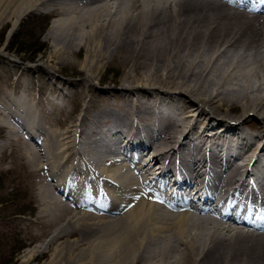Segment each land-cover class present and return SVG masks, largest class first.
Here are the masks:
<instances>
[{
	"label": "bare ground",
	"instance_id": "bare-ground-1",
	"mask_svg": "<svg viewBox=\"0 0 264 264\" xmlns=\"http://www.w3.org/2000/svg\"><path fill=\"white\" fill-rule=\"evenodd\" d=\"M34 11L54 16L40 69L118 87L66 125L61 97L0 101L40 171L48 264H264V0H0V25Z\"/></svg>",
	"mask_w": 264,
	"mask_h": 264
},
{
	"label": "rangeland",
	"instance_id": "rangeland-1",
	"mask_svg": "<svg viewBox=\"0 0 264 264\" xmlns=\"http://www.w3.org/2000/svg\"><path fill=\"white\" fill-rule=\"evenodd\" d=\"M53 18L54 16L47 14L46 11H34L24 13L20 19L14 18L3 27L0 25V101L8 94L14 97L22 94L32 103L37 104L38 111L43 108V112L49 114L47 109L50 104L47 99H60L61 97L68 103L65 111L60 112V116H57V113L50 114V117L47 116V123L67 118L61 122L66 125L69 124L71 116L79 113L78 109H75L73 113L71 111L79 102L87 104L88 109H91L92 103L103 99L101 88L104 85L112 89L118 87H115L117 79H113L116 78L113 71H109L108 81H94L91 86L85 84V88L83 84L72 82L77 79L78 75L68 71L69 68L71 69L70 66L68 70L54 71L53 75L40 69L39 65L43 63L49 65L51 62V58L48 57L50 49L47 47V41L53 42V39L47 36V33ZM75 58L80 60L82 54ZM57 88L59 92L55 91ZM116 98L113 96L109 102L114 104L115 101H121ZM186 102H189V99ZM227 108L228 106H225V109L218 111V115L226 112ZM232 113L235 117L238 116L236 111ZM2 115L4 111H0V117ZM200 116L203 118L202 120L200 118L201 123L200 121L196 123L199 129L207 121L203 115ZM230 119L235 120L234 117ZM242 123L252 133H258L260 130L256 116L246 117ZM12 124L17 127L14 121ZM222 125H224L222 122L215 121L216 130L222 128ZM51 126L61 127L58 124ZM8 127V123L4 125L0 120V143L4 144L0 151V264L11 259V263L6 264H23L21 259L23 254L33 247L48 250L41 251V254L33 260L35 262L32 261L29 264H48L60 241L48 247L44 246L48 235L45 232L47 228L41 226L46 218L41 216L43 208L39 192L42 179L40 171L37 164L30 161L31 157L28 158L29 156L26 155V147L22 142L24 139L27 140L24 131H21L20 135L23 140L18 139L17 141L8 137L10 131ZM211 129L212 127H209L208 131L212 132ZM23 153L26 157H23L25 156ZM20 245L22 248L16 251Z\"/></svg>",
	"mask_w": 264,
	"mask_h": 264
},
{
	"label": "trees",
	"instance_id": "trees-1",
	"mask_svg": "<svg viewBox=\"0 0 264 264\" xmlns=\"http://www.w3.org/2000/svg\"><path fill=\"white\" fill-rule=\"evenodd\" d=\"M1 202V201H0ZM22 245H20V247L16 250V251H19L22 247H21ZM11 261H12V259L11 260H9V261H7V262H5L4 264H6V263H11Z\"/></svg>",
	"mask_w": 264,
	"mask_h": 264
}]
</instances>
